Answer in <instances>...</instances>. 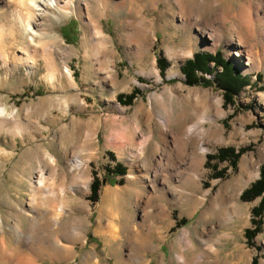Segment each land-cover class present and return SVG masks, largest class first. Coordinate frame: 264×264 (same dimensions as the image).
<instances>
[{
  "label": "rangeland",
  "instance_id": "1",
  "mask_svg": "<svg viewBox=\"0 0 264 264\" xmlns=\"http://www.w3.org/2000/svg\"><path fill=\"white\" fill-rule=\"evenodd\" d=\"M74 1L77 10L51 8L37 20L39 36L31 49L36 65L29 71L26 63L15 58L22 51L12 45L20 0H0V42L3 41L0 52H7L8 59L6 64L0 58V107L15 113L13 122L8 121L0 130V222H3L0 241L6 244L10 228L17 225L24 232L34 225L51 226L54 216L63 208L60 222L65 229L61 241L69 251L65 258L26 254L23 249L24 264H118L120 258L125 264H132L130 258H136L139 264H173V248L177 254L184 253L190 264H251L254 257H258V264H264V218L253 246L245 237L246 230L253 227L252 212L259 200L245 202L240 197L239 219L220 210L216 212L212 207L219 193H226L227 197L236 193L227 184L240 176L245 158L246 175L257 168L259 175H254L237 193L242 196L260 178L264 164V59L256 60L260 70L246 73L244 59L232 54V34L223 30L224 35L220 33L216 38L208 30L205 37H200L194 26L183 29L180 8L172 1L148 0L144 7V2L139 0H123L126 6L115 10L113 2L119 0H106L112 4L108 11L91 1L89 16L81 0ZM192 1L182 0L181 4L192 7ZM216 14L211 9L206 13L211 20ZM143 21L147 28H153L154 42L145 33L141 37L133 36ZM90 22L91 26L103 29L106 41L88 26ZM69 23L75 25L66 34L74 37L71 29L77 31V42L66 41L63 35L62 29ZM213 44H217L214 49ZM259 51L254 46L253 52L260 55ZM218 52L252 83L235 99L234 105L227 107L223 92L216 85L189 86L181 70L198 53ZM177 54L182 58L177 59ZM51 57L58 59L61 66L69 65L76 84L64 77L51 79L47 68ZM159 57L170 65L164 75L158 67ZM222 71L220 68L217 72ZM215 75L204 77L212 80ZM136 90L140 93L136 92L131 105L119 103V95H131ZM218 100L222 117H218L215 107ZM188 102L199 109V116L193 118L192 124L208 114L213 120L202 121L203 128L209 129L216 121L224 130L223 136L204 139L209 151L204 156L205 167L199 179L201 189L194 183L189 188L195 194L193 203L180 206L159 198L150 200L155 193L162 192L167 175L164 161L155 186L144 179V174L153 176L156 160L163 151H169L159 138L161 119H178ZM14 124L20 128L17 130ZM173 126L178 128L176 120ZM136 130L141 135H155L145 152L149 159L145 169L136 157L139 146L124 154L113 147L114 139L130 140ZM157 144L160 150H155ZM227 147L249 150L241 156L236 169L229 162H211L218 171H226L224 178L217 177V171L207 164L208 155H216ZM118 163L128 168L127 175L108 177L107 169H114ZM41 170L44 179L38 186ZM95 175L105 183L99 201L93 203L90 196ZM147 212L159 215L151 219ZM185 234L191 246L180 243ZM113 236L118 240L113 241ZM11 240L15 242L16 238ZM205 240L219 253L214 258L209 251L210 261L199 259L200 251L203 255L208 249L202 245Z\"/></svg>",
  "mask_w": 264,
  "mask_h": 264
},
{
  "label": "bare ground",
  "instance_id": "2",
  "mask_svg": "<svg viewBox=\"0 0 264 264\" xmlns=\"http://www.w3.org/2000/svg\"><path fill=\"white\" fill-rule=\"evenodd\" d=\"M91 1H95L98 7L102 6L106 8L107 11L108 8H110L112 5L109 1L106 0H81L82 5H85L86 10L88 11L87 13L88 16L90 15L89 8ZM139 1L144 2L142 6L146 7L148 0H139ZM166 1L167 3L172 1V3L176 4L180 8V13H181L180 25L185 30H188L189 27L194 26V28L196 27L198 36L205 37L207 33L210 31L216 38L220 37V33L221 34L224 33L223 30H227L230 34L233 35L231 47L234 52H232V54L237 58H240V60L244 59L245 61L244 65L248 67L245 70V72L251 73L255 70H260V68L256 66V60L259 57L264 59V0H256V2H253L252 0L251 1L245 0V2H243V0H236V3L235 0H209V2L208 0H193L191 3L192 7H190L188 4H184V3L181 4L182 0L181 1L166 0ZM74 2H75L74 0H20V5L18 7V16L14 21L17 29L15 28L16 30L14 31L15 34L13 37L12 45L14 47L16 46L17 49L20 48V50L22 51L21 53L22 55L20 56L18 55L15 58L18 60V62L21 61L26 63V65L29 68V71H32V69H34V66L36 65V61L34 60V57L31 54L33 53L31 49L35 47V44L37 42V37L39 36V33L36 30L37 20L48 14L51 8H57L59 10L61 9L70 10L72 7H74V10H77V6L75 5ZM126 4L127 3L123 0L114 1L112 7L116 10V9L124 8ZM217 6L220 7L217 8ZM208 9L218 12V14H216L213 20L207 18L206 13ZM89 20L91 21V19ZM144 22L145 21L140 23V26L135 30L133 36L135 38L139 36L141 37L145 33L146 37L148 35L150 41L154 42L155 34L154 31L152 30L153 28L152 29L147 28L145 26L146 23ZM88 26L92 27L93 30L96 29L95 34L99 35L101 39H104L105 41L107 40V38L104 36V31L102 28L93 25L91 26V22L89 23ZM2 42L0 43L2 44ZM142 46H144V44H142ZM254 46L255 47L258 46L260 50L259 51L260 55L253 52ZM215 47H217V44L212 45L213 49ZM17 49L15 50L17 51ZM6 54L7 52L4 51H2V53L0 52V58H2L3 61L8 60ZM176 58L181 59L182 56H179L177 54ZM47 68L49 70L51 79L56 80L59 77H64L72 85L76 84L75 79L73 77V72L70 69L69 65L61 66V64H59L58 59L55 60L54 57H51L47 62ZM154 73L155 76L158 78V80H160V74L158 73V71L155 70ZM215 107H217L216 111L218 117H222V107L220 100H218ZM210 108L211 106L209 107V109ZM14 115H15L14 112L12 113L7 112L6 107L4 108L0 107V130L6 126V123H8V121L13 120L11 118L12 117L14 118ZM195 116H199V109L197 108V106L193 105V103L188 102L186 107L184 108V112L180 114L178 119H173L171 117H166V118L161 117L162 123L161 126L159 127L161 128L159 130V138L164 146H168L169 151L168 152L163 151L164 154H162L161 157L156 160L157 168L156 169L154 168L152 170L153 176L151 175L147 176L144 174V179L151 186H155L157 184V179L159 177V174L163 172L162 165L164 164V161H166L167 163V167L165 169L167 175L164 177L163 180L164 188L162 192L155 193L153 196H151L150 200L159 198L168 203L176 202L180 206H184L187 204L189 205L193 203L195 199V194L189 192L190 190L189 188L191 184L194 183L196 184V186H198V189H201L199 179L201 177V172L203 171V167H205L204 156L209 151V148L205 145L206 143L204 139L205 137H214V138L221 137L223 136L224 130L221 126L217 125L216 121H214V123L211 124L209 129L203 128L204 126L203 123L205 121L213 120V118H211V116H209L208 114L201 115L199 117L198 122L192 124L194 120L193 118ZM175 120L176 123H178L179 126H181L180 128L179 126L178 128L176 127L174 128L173 124ZM214 126H216V129H213ZM14 127L17 130L20 128L17 124L16 125L14 124ZM134 134L135 135H132V137L130 136L131 137L130 140H127L128 143L126 139L125 141L121 139H114L113 147L119 153L124 154L126 152H132V150H134L133 148L139 146L140 148L137 147L139 149L138 152L136 153L137 154L136 157L137 159H139L138 161L142 162L141 168L145 169L146 166L148 165V160H149L147 159L145 152L148 146L152 142H154L155 135L153 133H146L141 135L142 133L138 131L135 132ZM136 136L138 138H136ZM159 148H161V146H158L157 144L155 150H160ZM245 162H246V158L244 159V163L242 167V169L244 170L246 169L244 167ZM244 170L243 171L241 170L242 172L237 179L227 184V188H233L234 190H236V193H232V195L229 197L226 196V193H222V192L219 193V195L217 196L214 202L215 203L214 206H212L214 207L216 212L220 210L226 215L227 213L229 216L232 215L231 216L232 218L233 217H237V219L240 218L241 206L239 202H240L241 193H237V191L242 189L243 186L247 185L248 182L253 180L254 175L255 177L259 175V168H257L253 173H248V175H246ZM43 179H44V171L40 173L38 186H41L40 184L43 183ZM86 187H88V184H86ZM143 188L144 187H142L141 191L143 190ZM168 203L165 204L166 207H168ZM163 211L166 212L164 210V207H163ZM63 213H64V209L61 208L58 211V214L54 216V221H52L51 226L48 224L42 227L41 226L38 227L34 225V227L31 228L29 232H24L21 228L22 226L20 227V225L11 227L10 228L11 234H9V239L7 240L8 242L5 244L4 241H0L1 264H24L21 253L23 249L25 250L23 251V253L28 252L31 255H34L36 253L38 256L44 254L45 255L51 254L54 258H61V259H63V257L65 258V254L69 251H67V248L62 244L61 241V237H63L62 230L64 228V225L60 222V218ZM157 215L159 214L148 213V212L146 213V216L151 219H156ZM1 224H3V222L2 223L0 222V228L1 226H3ZM15 224H18V222ZM100 229H110L112 231V228L102 227ZM1 231L2 230L0 229V233ZM79 234L80 231L77 230L76 235ZM132 234L135 236L136 233L132 232ZM146 234L148 235V233ZM204 234L208 235L206 229H204ZM185 235L186 238H184L185 237L184 236L181 239L180 243H182L183 241L184 243H186V246L187 245L189 246L191 244L190 243L191 241L189 240L188 235L187 234ZM13 237L16 238L15 242L11 240ZM113 238H114L113 241H116L115 239H117L118 237L113 236ZM202 245L203 246L206 245L208 249L203 251L205 252V254L203 255H202V251H200L201 256H199V259L200 257L201 258L204 257L205 259L210 261L209 257H207L209 251L211 253V257L214 258L219 254L218 251L215 250L214 247L208 243V240L207 241L205 240ZM172 252L174 253V257L171 260L172 262H174L173 264H190L186 259L184 253L177 254L174 248L172 249ZM130 261L132 262V264H139L137 263L136 258L135 259L130 258ZM208 261H204V262L207 263ZM117 262L118 264H125L123 258H120L119 261ZM202 263L203 262H198L196 264H202Z\"/></svg>",
  "mask_w": 264,
  "mask_h": 264
},
{
  "label": "trees",
  "instance_id": "3",
  "mask_svg": "<svg viewBox=\"0 0 264 264\" xmlns=\"http://www.w3.org/2000/svg\"><path fill=\"white\" fill-rule=\"evenodd\" d=\"M71 25H75L74 23H69L63 29V35L66 41H74L78 40V32L73 31L71 29V34L75 35L74 37L70 34H66V30L71 27ZM158 67L161 71V74H165L167 69L169 68V64L167 63L165 58H158ZM211 65H214L212 68ZM223 71L218 73L219 69ZM182 73L185 75L187 79V84L189 86L196 85H206L212 86L216 85L218 89L223 92V97L225 100V106L234 105L235 99L244 91L246 87L252 86L249 78L244 76L241 72L237 70L235 65L227 60L222 52H218L217 54L212 53H198L194 56V58L185 62V64L181 68ZM216 74L215 79H207L206 75L213 76ZM260 80V79H259ZM136 92L139 94V90L134 91L131 95H119L118 101L123 105H131L133 100L136 98ZM249 149L242 148L237 150L233 147L221 148L216 155H208V166L212 168L216 173L217 177L224 178L226 175L225 170L218 171V167L211 166V162L218 161L219 163L229 162L231 166L236 169L238 165V161L241 156ZM109 156L116 160L115 155L109 152ZM128 168L123 164L118 163L114 169H107L108 177H124L127 175ZM110 182V181H109ZM123 180L119 183L123 184ZM105 183V180H101L95 175V178L91 184V196L90 200L93 203L99 201L100 191ZM116 184V182H110ZM242 200L245 202H253L259 200L258 205L253 209L252 215V228L247 229L245 232V237L250 246H253V240L257 237L258 234L261 233L263 218H264V164L261 167L260 178L256 180L248 189H246L242 196ZM182 223H186V220H182ZM258 257H254L251 264H258Z\"/></svg>",
  "mask_w": 264,
  "mask_h": 264
}]
</instances>
